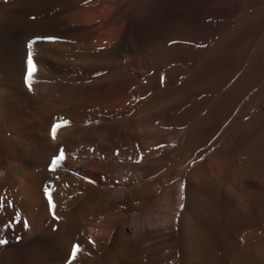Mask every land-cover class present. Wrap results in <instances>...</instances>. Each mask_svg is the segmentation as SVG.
Wrapping results in <instances>:
<instances>
[{"label":"bare ground","instance_id":"1","mask_svg":"<svg viewBox=\"0 0 264 264\" xmlns=\"http://www.w3.org/2000/svg\"><path fill=\"white\" fill-rule=\"evenodd\" d=\"M0 196V264H264V0H0Z\"/></svg>","mask_w":264,"mask_h":264},{"label":"snow or ice","instance_id":"2","mask_svg":"<svg viewBox=\"0 0 264 264\" xmlns=\"http://www.w3.org/2000/svg\"><path fill=\"white\" fill-rule=\"evenodd\" d=\"M44 39H49L52 41H55L56 38H44ZM35 41H31L28 43L27 45V49H28V53H27V71H26V75L24 77V83L27 87V89L31 92L33 91V84H34V76L35 73L37 71V67L36 64L33 61V55H32V48H33V43ZM91 123V122H90ZM69 124L68 121L64 120L63 118H59L56 122H54L51 127H50V137L52 140H56L57 138V134H58V130H60L61 128L67 126ZM160 147V146H158ZM116 155L119 156V152H116ZM66 159V155H65V150L61 147L58 150V154L56 156H54L51 161H50V165H49V172L51 173H56L57 170L61 167L62 162H64ZM129 159H132V157H129ZM143 160V154L142 153H138L135 162L136 163H140ZM65 171H70L69 169L65 168ZM78 175V173H77ZM56 180H59L60 177L57 175L55 176ZM91 183H94V181H89ZM63 187L65 189H67L68 187H70V185L68 184H64ZM55 190L54 185L51 184H46L44 186V194L49 206V210H50V214L52 215L53 219L56 220L57 222H59L60 217L57 216L56 214V203L54 202L53 199V191ZM184 185H181V199H184ZM4 200L5 197L4 196H0V208L4 207ZM8 206L9 207H13L12 202L8 201ZM184 205H181V208H183ZM14 223H21V218H20V214L16 213L14 216ZM22 226L25 229H28L29 224L28 222L25 220L22 222ZM5 227H11V225H6ZM56 230V229H54ZM16 241L19 242L21 237L16 236L15 237ZM92 243H94L93 241H90ZM9 243V241L7 239H0V246H5ZM82 251V246L80 244H74L71 248L70 251V255L68 256L67 260H66V264H73L74 261H76L78 254Z\"/></svg>","mask_w":264,"mask_h":264}]
</instances>
